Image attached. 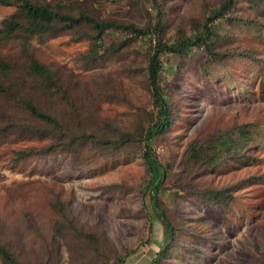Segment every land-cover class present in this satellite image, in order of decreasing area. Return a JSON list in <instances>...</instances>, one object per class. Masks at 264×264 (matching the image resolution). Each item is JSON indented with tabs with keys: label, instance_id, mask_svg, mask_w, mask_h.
<instances>
[{
	"label": "rangeland",
	"instance_id": "1",
	"mask_svg": "<svg viewBox=\"0 0 264 264\" xmlns=\"http://www.w3.org/2000/svg\"><path fill=\"white\" fill-rule=\"evenodd\" d=\"M32 1L141 28L161 18L163 41L201 33L224 2ZM19 12L0 5V29ZM96 35L84 23L0 34L10 67L0 73L10 92H0L1 244L23 264H264V0H234L213 22L209 50L162 57L172 116L152 150L166 171L158 204L172 236L154 210L140 142L158 116L147 78L156 35ZM24 98L56 123L33 116ZM123 134L131 140L116 143Z\"/></svg>",
	"mask_w": 264,
	"mask_h": 264
},
{
	"label": "trees",
	"instance_id": "2",
	"mask_svg": "<svg viewBox=\"0 0 264 264\" xmlns=\"http://www.w3.org/2000/svg\"><path fill=\"white\" fill-rule=\"evenodd\" d=\"M156 2V0H155ZM234 0H224L222 5L213 10L211 16L207 18L204 24L203 31L201 33L196 32L194 36L182 37L181 39L172 41H163L160 37L162 30L161 18L151 28H141L134 24H115L110 21L97 20L88 16L82 12L78 16L62 13L54 10L49 6L37 5L32 0H0V5H13L16 4L19 8V14L14 15L10 20L5 22V26L0 29V34H4L8 37H15L18 34L24 36H34L49 34L53 31L72 29L79 24H89L96 30L97 35L95 41L100 42L103 35L111 29L124 30L127 33H131L139 36H146L151 33L156 35L154 52L150 57L147 71L148 85L154 101V105L157 108L158 116L157 120L141 135L140 142L144 152V160L147 164L149 171L148 190L151 194V200L153 207L158 217L166 225L169 236L173 235V227L166 216L163 209L158 204V194L164 184L166 171L159 162L157 156L152 150V142L163 135L171 123V109L167 100V96L164 93L160 82V74L164 68L162 57L166 54L185 55L195 50L196 48H206L209 50V43L213 37V22L224 16L226 11H229L233 6ZM31 69L39 78L45 81L48 88H56L57 84L54 80L53 72L45 65L38 62L36 59L31 60ZM10 67L0 62V73H7ZM0 92L9 95V91L4 88L0 79ZM14 97L16 94L11 93ZM23 106H25L29 112L43 121L55 124L56 120L51 115L47 114L39 107H37L31 100L22 99ZM131 140L129 134H123L116 143H124ZM218 192H213L212 195L218 199ZM170 242L167 243V247ZM164 254L161 251L157 258L162 257ZM0 257L10 264H23L15 255L0 242ZM124 258H120L114 264H123Z\"/></svg>",
	"mask_w": 264,
	"mask_h": 264
}]
</instances>
